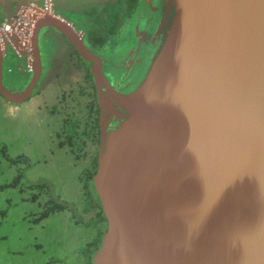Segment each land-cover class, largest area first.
Returning a JSON list of instances; mask_svg holds the SVG:
<instances>
[{"label": "water", "instance_id": "water-1", "mask_svg": "<svg viewBox=\"0 0 264 264\" xmlns=\"http://www.w3.org/2000/svg\"><path fill=\"white\" fill-rule=\"evenodd\" d=\"M143 11L122 56L41 17L22 90L4 84L0 49V94H34L48 27L93 64L104 264H264V0H146ZM138 45V67L117 78Z\"/></svg>", "mask_w": 264, "mask_h": 264}, {"label": "rangeland", "instance_id": "rangeland-1", "mask_svg": "<svg viewBox=\"0 0 264 264\" xmlns=\"http://www.w3.org/2000/svg\"><path fill=\"white\" fill-rule=\"evenodd\" d=\"M116 1L55 0L54 9L76 27L87 28L83 22L93 19L84 15L83 9L90 13L94 10L93 12L105 16L106 12H102V8L105 7L106 11L111 7L110 3ZM144 8L146 9V0H141L135 21L128 24L119 22L123 27L119 32L111 33L108 43L114 51L107 53L120 56L128 48L136 30L135 22H138ZM157 12L159 13L158 9ZM46 29L51 30L50 36H44ZM46 29L39 38L43 74H46L49 60H54L50 66L55 67L57 64L61 67L65 63L61 51L72 50L65 44L69 43L64 36L55 33L51 27ZM57 35L62 40L61 51L48 53L46 43H56ZM133 50L122 61H116L117 65L112 72L118 74L117 78H123L134 67H138L145 47L138 45ZM56 55L61 56V60ZM14 62L16 60L11 57L3 59L4 84L12 90L15 88L7 83L11 85L13 78L7 74L6 69ZM108 73L115 76L109 71ZM55 77L59 79V76L53 75L47 85L35 89V94L26 102H12L0 94V264H85L82 251L95 234L91 228H86V222L96 212H83V192L92 183L99 187V177L102 174V133L96 140L94 136L90 137L84 150L79 153L68 145L65 132L61 130L66 118L72 116L82 119L80 130L85 129L87 118L90 125L93 122L88 114L90 105L85 104L89 101L90 89L77 84L72 87L65 84V81L61 85L58 83L61 81H54ZM29 78L30 76L24 81ZM76 94L82 98L78 103ZM62 98L65 100L64 104L60 102ZM98 99L100 103V98ZM95 160L98 164L97 170ZM84 178L87 181L82 182L81 179ZM15 180H18L17 186H12L11 183ZM92 180V183L88 182ZM96 190V194L100 195V190ZM51 201L60 204L63 209L45 218L40 217L45 206H49L47 203ZM105 214L107 215L106 210ZM109 225V221L108 224L101 223L106 228L104 241ZM100 253L101 250L96 264H104Z\"/></svg>", "mask_w": 264, "mask_h": 264}, {"label": "trees", "instance_id": "trees-1", "mask_svg": "<svg viewBox=\"0 0 264 264\" xmlns=\"http://www.w3.org/2000/svg\"><path fill=\"white\" fill-rule=\"evenodd\" d=\"M110 4L111 7L106 11L105 7L102 8V12H106L105 16L101 15V13H92V19L94 20L95 25L91 27L87 41L91 46L95 48L112 52L114 51V48L108 45L111 33H117L119 32L121 27H123V24H119V22H127L128 24V22H131L132 20L135 21V19L137 18L136 15L140 10L141 0H118L115 3ZM28 80L29 79H26V82L24 80H21L19 82L21 84L18 86V89L22 90L27 84ZM86 105H90L89 112L87 111L89 115L94 112L99 113L101 110V103H99V100H97V102L94 101L90 104L87 103ZM87 119L85 120L86 122ZM82 122V119L71 116L64 120V124L62 125L61 129L63 132H65L64 134L68 145H70L74 149V151H77V153H79L81 150H84L89 137L94 136L96 140V137L101 133L100 131L97 133L95 129H91L90 126H86V134L88 135L85 136V132L83 130H80L79 128ZM94 165L97 170V160H95ZM81 181H87V178L81 179ZM88 182L92 183L93 180ZM17 183L18 180H15L11 184L12 186H17ZM96 189H98V185L92 183L88 188H85L83 192V196L85 198V204H83V212L89 213L91 210H94L96 212L93 218L86 222V228H91L95 233L94 235H92L91 241L82 251V254H84L85 257V261L88 262H92L94 257L99 256V251L102 250V243L104 241V232L106 231V228L101 226V223L106 222L108 224L109 221L107 215L105 214V207L102 203L101 197L100 195H98V193L96 194L95 192L97 191ZM47 205L49 206H45L44 211H42L40 214V217L42 218H45L49 214L63 209L60 204L54 203V201L48 202Z\"/></svg>", "mask_w": 264, "mask_h": 264}, {"label": "built area", "instance_id": "built-area-1", "mask_svg": "<svg viewBox=\"0 0 264 264\" xmlns=\"http://www.w3.org/2000/svg\"><path fill=\"white\" fill-rule=\"evenodd\" d=\"M54 5V0L22 1L0 19V49L3 59L15 57V66L26 78L34 73L36 67L33 38L37 22L46 15L59 17ZM7 71H13V66L7 67Z\"/></svg>", "mask_w": 264, "mask_h": 264}, {"label": "flooded vegetation", "instance_id": "flooded-vegetation-1", "mask_svg": "<svg viewBox=\"0 0 264 264\" xmlns=\"http://www.w3.org/2000/svg\"><path fill=\"white\" fill-rule=\"evenodd\" d=\"M118 1V0H117ZM104 6V5H103ZM80 11V10H79ZM82 11H85L84 12V15H86V9H83ZM94 11V10H93ZM93 11H91V15H90V12H88V15H89V18H93L92 16V13ZM87 16V15H86ZM93 21V22H92ZM92 21H89V22H83L85 23L86 27L87 28H83V27H76L75 24H73L72 22V25L74 26L75 30L76 31H80L82 32V38L84 39L85 43L89 46H91L89 43H88V34L91 30V28H89L88 26H92L94 23V20ZM133 24V23H132ZM137 24L138 22H135V25H136V28H137ZM94 26V25H93ZM92 26V27H93ZM131 28V27H130ZM89 29V30H88ZM52 30L57 33L58 31H56L55 29L52 28ZM88 30V31H87ZM60 35H62L60 32H58ZM51 34V30L47 31V29L45 30V33L44 35L47 36L49 35L50 36ZM59 35L56 36V38L58 37ZM63 36V35H62ZM65 37V36H64ZM60 39V38H58ZM57 40V39H56ZM68 40V39H67ZM69 42V41H68ZM70 43V42H69ZM130 43V42H129ZM47 48H50V50H48L50 53L52 51H55L54 50V45L56 43H52L51 41L50 42H47ZM71 44V43H70ZM72 50H58V51H61L63 54H62V58L65 59V63L59 67L57 64V66L55 65V67H52V66H49L47 68V71H46V74H43L42 73V77H41V80L39 81L37 88H42L44 85H47L48 81L50 79H52V76H59V79L57 80V77L54 78V81L57 80V81H61V82H58V83H63V81H65V84L68 83L69 86H74V85H78V86H81V85H85L86 88L90 89L89 91V101L87 102L88 104L96 101L97 102V99L100 98L98 97L99 95V92L97 91L98 89V85H97V81L95 79V75L93 73V64L91 62H87L83 56L76 50V48L71 44L70 45ZM93 47V46H91ZM95 48V47H94ZM98 49V48H97ZM100 50V49H99ZM106 51V50H105ZM48 52V53H49ZM108 52V51H107ZM61 55V54H60ZM58 56V55H56ZM55 56V57H56ZM58 59L61 60V56H58ZM58 60V61H59ZM54 61V60H53ZM52 61V62H53ZM56 61V60H55ZM57 62V61H56ZM50 70V71H49ZM55 71V73H54ZM54 73V74H53ZM73 81V84H71ZM55 83V82H54ZM65 92L67 91L65 88H64ZM61 92L63 94V91L61 89ZM79 92H82L81 90ZM35 94V92H34ZM64 95V94H63ZM62 95V97H63ZM76 96L78 97V99L76 98V102L78 103L82 98L79 96V94H76ZM31 97V96H30ZM30 97H28L25 101L23 102H26L30 99ZM81 98V99H80ZM67 100V99H66ZM99 100V99H98ZM64 98H62L60 100V102H64ZM85 101V100H84ZM61 103V104H62ZM85 102V104H87ZM64 104V103H63ZM46 105V104H45ZM54 105V104H53ZM44 106V105H43ZM41 106V108L43 107ZM101 107V106H100ZM100 113H101V110L99 113H92L90 115V118L92 117L93 118V122L91 123V125H89V121H87V123L85 124V127L86 126H90L91 129H95L96 131H100L101 132V124H100ZM99 118V120H98ZM98 124V125H97ZM83 131L85 132V136H87L88 134H86L87 130L86 129H83ZM90 138V137H89ZM96 256V255H95ZM98 257H94L93 261L92 262H88V261H85V264H96V262H98ZM100 259V258H99Z\"/></svg>", "mask_w": 264, "mask_h": 264}, {"label": "crops", "instance_id": "crops-1", "mask_svg": "<svg viewBox=\"0 0 264 264\" xmlns=\"http://www.w3.org/2000/svg\"><path fill=\"white\" fill-rule=\"evenodd\" d=\"M22 1H26V0H0V19H2V17H3V15L7 12V11H9L10 9L11 10H14L15 9V7H16V5L17 4H19L20 2H22ZM39 1H41V0H39ZM85 12V11H84ZM86 15L89 17V15H88V12L86 11ZM47 31H49L48 29H47ZM63 35V34H62ZM45 36V35H44ZM48 36V35H47ZM64 36V35H63ZM66 38V37H65ZM65 42V41H64ZM67 42H68V40H67ZM62 43V40H59L58 38H57V42H56V44L53 46L54 47V50H60V45H62L61 44ZM69 43V42H68ZM65 44L66 45H68L70 48H71V46H70V44H67L66 42H65ZM48 50H50V48L48 49ZM66 50H70V49H66ZM49 52V51H48ZM53 52V51H52ZM51 52V53H52ZM15 59V57H12V59ZM48 59H49V54H48ZM16 60V59H15ZM52 61L53 60H49V66L52 64ZM17 64V61L16 62H14V64H12L11 66H13V71H7V74H9L13 79L11 80V82H12V84L11 85H9L8 83H7V85L8 86H11V87H13V88H16V89H18V86L21 84V83H19L21 80L23 81V80H25V78H26V76H25V74L23 73H21L19 70H18V67H16L15 65ZM10 67V66H9ZM44 68V67H43ZM13 81H14V83H13ZM15 90V89H14ZM19 90V89H18ZM6 99V98H5Z\"/></svg>", "mask_w": 264, "mask_h": 264}, {"label": "clouds", "instance_id": "clouds-1", "mask_svg": "<svg viewBox=\"0 0 264 264\" xmlns=\"http://www.w3.org/2000/svg\"><path fill=\"white\" fill-rule=\"evenodd\" d=\"M54 3H55V0H54ZM55 6V5H54ZM56 14H58V13H56ZM59 15V18H66L65 19V21H66V23L69 25V26H71V27H74L73 25H72V23H71V21H69L68 19H67V17H65V16H63V15H61V14H58ZM75 29V28H74ZM79 32L80 31H76V33L79 35ZM6 71H7V69H6ZM32 76V75H31ZM31 76H30V78H29V80L31 79ZM29 80H28V82H29ZM28 82H27V84H28ZM26 84V85H27ZM25 88V87H24ZM15 90H17V89H15Z\"/></svg>", "mask_w": 264, "mask_h": 264}]
</instances>
